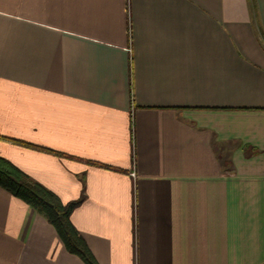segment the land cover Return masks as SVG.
<instances>
[{"label":"crops","instance_id":"1","mask_svg":"<svg viewBox=\"0 0 264 264\" xmlns=\"http://www.w3.org/2000/svg\"><path fill=\"white\" fill-rule=\"evenodd\" d=\"M0 157L97 264H264V0H0ZM0 264L83 263L0 189Z\"/></svg>","mask_w":264,"mask_h":264},{"label":"trees","instance_id":"2","mask_svg":"<svg viewBox=\"0 0 264 264\" xmlns=\"http://www.w3.org/2000/svg\"><path fill=\"white\" fill-rule=\"evenodd\" d=\"M7 141V139H4ZM14 144L46 151L29 144L8 140ZM93 165V163H90ZM97 164H94V166ZM0 189L26 204L35 213L42 216L53 228L64 250L77 257L83 264H97L90 253L84 239L70 221L71 212L81 203L82 199L63 204L50 190L36 182L19 170L11 162L0 157Z\"/></svg>","mask_w":264,"mask_h":264},{"label":"built area","instance_id":"3","mask_svg":"<svg viewBox=\"0 0 264 264\" xmlns=\"http://www.w3.org/2000/svg\"><path fill=\"white\" fill-rule=\"evenodd\" d=\"M131 176L133 177V176H134V174L132 173V174H131Z\"/></svg>","mask_w":264,"mask_h":264}]
</instances>
